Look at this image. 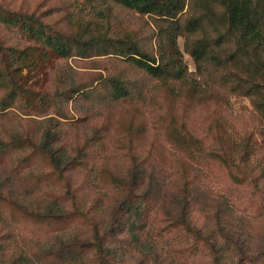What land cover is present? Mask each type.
<instances>
[{"label": "rangeland", "instance_id": "374dc122", "mask_svg": "<svg viewBox=\"0 0 264 264\" xmlns=\"http://www.w3.org/2000/svg\"><path fill=\"white\" fill-rule=\"evenodd\" d=\"M9 13L70 50L0 21V264H97L96 234L110 264H264V44L237 54L223 7L184 0L172 79L97 45L131 43L171 67L165 16L114 0H0Z\"/></svg>", "mask_w": 264, "mask_h": 264}, {"label": "trees", "instance_id": "16d2710c", "mask_svg": "<svg viewBox=\"0 0 264 264\" xmlns=\"http://www.w3.org/2000/svg\"><path fill=\"white\" fill-rule=\"evenodd\" d=\"M118 4L136 10L142 14H154L159 16H165L168 19V24L163 29V36L167 41V45L171 49V61L173 65L169 67L170 61H163L161 63L155 64V59L151 58L149 60L145 57L140 50L134 44L124 42H118L115 45L111 43L108 38H103L97 45L98 47H103L106 52L104 53H112L109 52V49H112L114 52L120 54L118 52L124 53L123 55L129 57L135 62V64L145 70L148 74L152 76H169L172 79H178L182 76V59L181 53L178 50L176 39L177 35L180 33V25L176 16L179 12L182 11L184 7V0H114ZM210 2H215L221 5L224 9V15L222 17V23L227 26V29L230 33H232L236 47L237 54H247L249 50H252L254 54L256 50L264 44V9L258 7L257 0H208ZM28 19V23L26 20ZM0 21L6 25L11 26L18 25V27L23 31L26 37L30 39L41 40L45 44L48 45L51 52L57 56L66 55L70 48L68 47L66 42L61 41V39L55 37L51 38L50 36H44L43 32L31 22L36 24H41L42 22L34 18V16L30 15L28 18L22 15H11V13L2 15L0 14ZM194 22L191 21L190 30L194 31ZM68 37L75 42L80 41L83 43L84 40L80 38V34L76 36V34H70ZM127 40L130 37L126 38ZM100 43H102L100 45ZM81 45V44H80ZM81 47V46H80ZM125 47V48H124ZM209 47V43L204 39H199L197 41L194 48L191 50V54L195 57V61L197 62V67L200 69V63L198 61L202 60L206 50ZM123 50H125L123 52ZM144 56L145 59L140 58ZM255 56V54H254ZM19 57H27V54L24 51H21ZM209 58L214 60L216 63H220V59L215 57L214 55L209 54ZM26 59V58H25ZM259 72L261 76L264 78V60L260 62ZM119 92L122 91L118 86L115 87ZM11 96V92L9 94ZM259 106L264 111V99L260 100ZM263 139H264V128L262 131ZM246 147V144L244 145ZM51 153V159L54 161L55 165L59 162L58 158L52 153V150H46ZM235 160L231 159V163L235 166ZM130 186V185H129ZM76 214L85 215L82 212L75 209ZM124 230V229H122ZM104 243L96 234L93 238V242L88 244L86 247H90L94 250V255L96 256L97 264H110L111 254L102 253V247ZM78 246V244H76ZM80 247H83L80 245Z\"/></svg>", "mask_w": 264, "mask_h": 264}]
</instances>
